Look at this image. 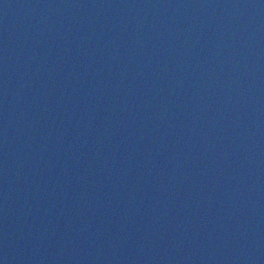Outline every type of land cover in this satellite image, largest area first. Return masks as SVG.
<instances>
[{
  "label": "water",
  "instance_id": "water-1",
  "mask_svg": "<svg viewBox=\"0 0 264 264\" xmlns=\"http://www.w3.org/2000/svg\"><path fill=\"white\" fill-rule=\"evenodd\" d=\"M0 264H264V0H0Z\"/></svg>",
  "mask_w": 264,
  "mask_h": 264
}]
</instances>
